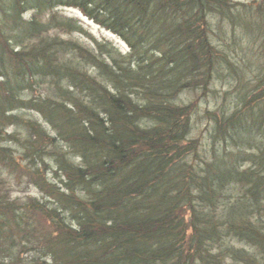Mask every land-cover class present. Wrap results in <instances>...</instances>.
I'll return each mask as SVG.
<instances>
[{"label":"trees","instance_id":"1","mask_svg":"<svg viewBox=\"0 0 264 264\" xmlns=\"http://www.w3.org/2000/svg\"><path fill=\"white\" fill-rule=\"evenodd\" d=\"M67 10L128 52L88 46ZM244 15L229 0H0V264H264V74L247 80L211 29L250 31ZM225 74L236 106L201 113ZM31 185L42 198L13 195Z\"/></svg>","mask_w":264,"mask_h":264},{"label":"rangeland","instance_id":"2","mask_svg":"<svg viewBox=\"0 0 264 264\" xmlns=\"http://www.w3.org/2000/svg\"><path fill=\"white\" fill-rule=\"evenodd\" d=\"M229 1L235 14L242 13L244 15L245 11L252 14L254 20L250 18V31H245L244 26L241 23L232 25L230 22L225 21L219 16H213V22L211 25L213 44L222 52H227L229 56L234 58V64L243 72V76H245L247 80L252 81L258 75L264 74V31L263 27L260 29L257 27V23H264V0ZM258 10L260 15L257 17L256 11ZM67 14L69 17L76 18L79 22L84 24L85 29L88 32V39L85 38L84 40L88 46L92 44L93 40H96L99 43L109 42L112 46L118 48L119 51L123 53L128 52L127 46L122 43L119 38L104 29H100L99 26L84 18L78 11L67 10ZM253 28L255 29V33ZM233 79L234 78L229 77L228 74H225L222 79L216 81V85L212 87L211 91L209 90L210 93L208 94V97L201 98L199 102V110L201 113L215 109V111H217L219 107L225 105H232L233 108L236 106L237 91L233 92V89L237 84L233 85ZM185 95L187 99L186 101H189L198 94L191 95L186 93ZM18 114L43 122L39 117L27 112ZM194 124L193 136L200 139L203 144H207L210 138V133L208 132L210 129L208 118L205 115L196 116L194 118ZM16 130V127H14L10 132L14 133ZM17 132L21 133V130H17ZM23 133L21 136H23ZM218 147L220 148V146ZM47 172L49 173L47 175L48 179L51 182L58 183V179L54 175L55 173H52L51 169H48ZM25 194H28L35 199L42 198L38 190L32 185L16 187L15 192L13 193V195H18L20 197H23Z\"/></svg>","mask_w":264,"mask_h":264}]
</instances>
